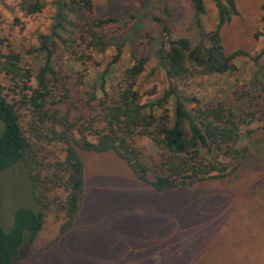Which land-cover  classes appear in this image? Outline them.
Masks as SVG:
<instances>
[{"label": "trees", "instance_id": "trees-1", "mask_svg": "<svg viewBox=\"0 0 264 264\" xmlns=\"http://www.w3.org/2000/svg\"><path fill=\"white\" fill-rule=\"evenodd\" d=\"M187 1L195 41L173 37L166 24L173 19L169 6L163 11L167 22L148 13L142 17L156 22L163 33L156 55L168 89L159 99L144 101V94L136 89L146 56L117 73L112 72L111 62L94 83H87L89 52L105 51L112 45L110 39L124 35L137 22L135 16L124 13L97 15L91 0L59 2L52 35L39 36L44 63L35 75L22 65L19 53H0V74L11 83L7 92L0 83V175L16 165L24 166L35 204L16 208L8 231L0 223V264H203L207 247H202L200 239L214 234L212 226L231 204L226 193L200 198L198 189L210 181L225 184L242 168L264 172V140L253 138L249 146L239 147L241 125L264 118V99L263 88L258 87L234 90L233 98L209 102L178 93L174 82L186 80L193 72L223 75L233 68L234 60L246 55L242 50L227 54L222 45L221 29L238 15L234 0H211L216 9L212 30L203 21L204 1ZM18 6L26 15L44 9L42 0H20ZM57 31L67 34L61 41L72 60L82 66L80 70L54 69L48 44L52 37L60 38ZM120 55L118 46L113 62ZM10 93L19 98L10 99ZM142 139L154 145L155 156L138 146ZM31 140L63 146V160L43 174L45 170H38L42 166L31 155ZM81 152H112L131 174L125 188L115 190L110 183L119 182L104 175L105 208L104 203L96 205L87 197ZM56 190L64 194L59 201L63 220L56 238L37 249L50 196ZM239 193L245 198L254 195L259 203L264 199V176L256 186L243 187ZM93 207L104 214V224L97 225L104 233L92 230L98 241L86 240V256L75 262L70 240L89 226ZM98 248H103L101 256L94 255Z\"/></svg>", "mask_w": 264, "mask_h": 264}, {"label": "rangeland", "instance_id": "rangeland-1", "mask_svg": "<svg viewBox=\"0 0 264 264\" xmlns=\"http://www.w3.org/2000/svg\"><path fill=\"white\" fill-rule=\"evenodd\" d=\"M61 0H42L44 9L35 15H26L19 8L20 0H0V53L14 51L21 55L22 65L31 69L35 75L43 66L44 53L40 51L39 36L52 35V29L57 23L59 2ZM63 1V0H62ZM68 1V0H64ZM97 15L117 16L124 13L135 16L137 22L128 28L122 36L109 40L111 47L105 51L91 50L86 81L92 84L102 71L110 65L113 73L131 65L134 59L141 56L148 57L144 73L138 80L136 89L144 94L143 100L159 99L168 89V81L159 66L156 51L162 42L161 27L149 18H142L146 13L154 17H163L167 22L164 10L171 7L173 19L166 24L170 27L174 38H187L195 41V33L191 29L189 5L187 0H91ZM206 14L203 21L207 30L216 26V9L211 0H203ZM238 15L221 29L224 52L229 54L242 50L246 55L240 56L233 62V68L223 75L202 76L193 75L182 82H174L181 96H194L200 101L209 102L213 99L233 98L232 92L238 89L263 88L260 91L264 99V0H234ZM122 16V15H121ZM75 19V18H73ZM141 19V21H140ZM130 20V19H128ZM133 22V20H130ZM131 25V24H130ZM125 28V27H124ZM58 32L60 38L52 37L49 48L52 52V65L56 71H78L80 63L72 60L65 50L61 39H67V34ZM121 47V55L117 62H113L117 54V47ZM77 51L79 49H76ZM0 83L7 88L11 83L0 74ZM31 84L35 86V81ZM97 95L101 98L98 87ZM10 99H18L13 93L8 94ZM171 110V104L169 105ZM25 125V120L22 122ZM3 124L0 122V134ZM253 138L264 140V118L251 124L241 125L239 147L249 146ZM32 141V140H31ZM149 156H155L156 149L148 139L138 142ZM59 144H44L32 141L31 155L37 161L43 174L50 172L54 163L63 160L65 153ZM85 166L88 182L87 197L93 199L96 205H102L106 186H102L105 178L113 182L111 190L125 188L131 174L125 164L114 153L105 154L80 153ZM36 163V164H37ZM24 166L16 165L0 175V223L8 231L12 225V215L19 206L34 208L35 204L30 196L27 175ZM264 176L262 170L240 169L237 173L223 181H210L198 189V197L211 196L219 191L223 196H230L229 210L219 215L213 227L214 234L200 242L206 246L203 253V264H264V199L256 203L257 198L251 195L243 197L239 191L243 187H254ZM103 187V188H102ZM224 187V188H222ZM218 193V194H219ZM226 193V194H225ZM64 198L61 190H56L50 196L51 206L47 211L45 223L38 237L36 248H44L53 241L63 220V213L59 211V201ZM112 207L113 204H110ZM92 220L84 231L70 240V247L77 259L84 260L86 256L83 243L96 242L95 234L104 233L97 225L104 224V214L95 212L93 207ZM104 228V226H103ZM93 230V231H92ZM111 227L109 228V231ZM101 241V240H100ZM95 256H101L103 248H98ZM45 252V251H44ZM199 256V255H198ZM39 257V256H38ZM194 257H196L194 255ZM199 259V258H197ZM37 264H41L38 263ZM196 264H200L198 261Z\"/></svg>", "mask_w": 264, "mask_h": 264}]
</instances>
